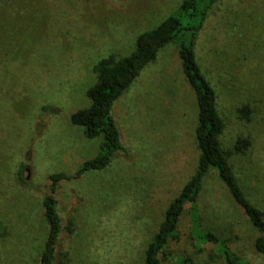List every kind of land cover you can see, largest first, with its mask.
Returning a JSON list of instances; mask_svg holds the SVG:
<instances>
[{"label": "rangeland", "instance_id": "rangeland-1", "mask_svg": "<svg viewBox=\"0 0 264 264\" xmlns=\"http://www.w3.org/2000/svg\"><path fill=\"white\" fill-rule=\"evenodd\" d=\"M180 1L0 0V264H38L47 233L41 199L54 173L68 177L54 193L57 264H142L146 243L198 156L195 98L181 70L178 37L114 101L123 149L105 168L74 176L97 153L101 135L84 137L69 117L89 105L92 66L129 54L135 37ZM193 51L223 122L220 149L264 211V0L212 1ZM238 139L249 143L242 152L233 148ZM190 209L184 206L160 263L224 264L217 245L197 243ZM195 210L199 229L210 227L224 240L241 211L212 173ZM253 234L235 228L228 241L247 264H264V254L252 249Z\"/></svg>", "mask_w": 264, "mask_h": 264}, {"label": "trees", "instance_id": "trees-1", "mask_svg": "<svg viewBox=\"0 0 264 264\" xmlns=\"http://www.w3.org/2000/svg\"><path fill=\"white\" fill-rule=\"evenodd\" d=\"M212 1L214 0H181L154 27L142 31L135 37L134 47L129 54L117 58L109 55L99 59L92 66L95 80L86 90L89 105L75 110L69 117L72 125L81 128L84 137L93 138L101 135L97 153L82 161L74 176L105 168L114 154L123 149L117 125L111 115L114 101L130 86L140 70L155 58L157 51L178 37L177 54L181 70L195 98L194 139L198 156L193 173L166 205L162 220L146 243L142 252V264H161L159 254L168 241L176 235L179 217L186 204H189L190 210H193L190 211V226L197 243L199 245L207 243V249L217 245L219 257L224 264H247L245 259L232 250L228 241L232 229L235 228L242 227L252 230L254 232L251 240L252 249L257 254H264V211L249 200L229 161L220 149L218 135L223 129V122L216 111L215 93L200 71L194 56V40L202 24L205 11ZM238 110L243 116H247L246 106ZM248 144V140L238 139L233 148L242 152ZM210 173L220 179L233 202L241 210L235 213L237 215L242 213L245 217L243 223L241 218L237 219L235 214V217L230 220V230L225 240L219 238L210 227L207 231H201L198 227V211L195 210V202L205 176ZM67 178L63 173L48 176L49 192L41 199L47 233L44 250L38 264H57L55 249L61 232V222L54 193L59 180Z\"/></svg>", "mask_w": 264, "mask_h": 264}]
</instances>
